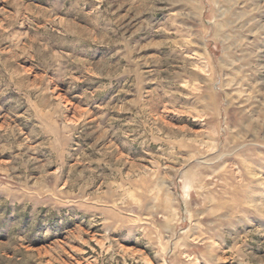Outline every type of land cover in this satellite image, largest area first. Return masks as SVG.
I'll use <instances>...</instances> for the list:
<instances>
[{"label": "rangeland", "instance_id": "obj_1", "mask_svg": "<svg viewBox=\"0 0 264 264\" xmlns=\"http://www.w3.org/2000/svg\"><path fill=\"white\" fill-rule=\"evenodd\" d=\"M0 264H264V0H0Z\"/></svg>", "mask_w": 264, "mask_h": 264}]
</instances>
